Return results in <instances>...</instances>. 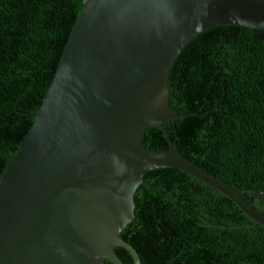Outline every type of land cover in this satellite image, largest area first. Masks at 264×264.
<instances>
[{
    "label": "water",
    "instance_id": "water-1",
    "mask_svg": "<svg viewBox=\"0 0 264 264\" xmlns=\"http://www.w3.org/2000/svg\"><path fill=\"white\" fill-rule=\"evenodd\" d=\"M222 26L264 31V0H84L32 123L0 173V264H123L113 253L144 173L180 171L264 229V215L183 158L167 78L182 48ZM157 128L167 148L141 145ZM264 200V193H254Z\"/></svg>",
    "mask_w": 264,
    "mask_h": 264
},
{
    "label": "trees",
    "instance_id": "trees-1",
    "mask_svg": "<svg viewBox=\"0 0 264 264\" xmlns=\"http://www.w3.org/2000/svg\"><path fill=\"white\" fill-rule=\"evenodd\" d=\"M84 0H0V173L32 123ZM167 122L178 153L264 215V31L222 26L195 36L168 72ZM165 150L157 128L140 137ZM120 238L140 264H264V229L227 198L174 170L144 173ZM113 253L131 264L121 248ZM103 264H110L104 261Z\"/></svg>",
    "mask_w": 264,
    "mask_h": 264
}]
</instances>
